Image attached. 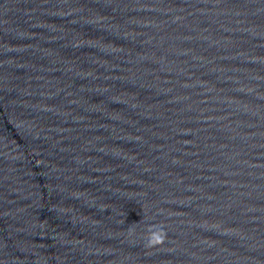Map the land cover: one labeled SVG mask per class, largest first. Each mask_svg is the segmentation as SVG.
Here are the masks:
<instances>
[{"label": "clouds", "instance_id": "1", "mask_svg": "<svg viewBox=\"0 0 264 264\" xmlns=\"http://www.w3.org/2000/svg\"><path fill=\"white\" fill-rule=\"evenodd\" d=\"M131 235L134 233L129 229ZM145 240V247L148 249L156 248L165 244L167 239V232L163 226L149 225L143 236Z\"/></svg>", "mask_w": 264, "mask_h": 264}]
</instances>
